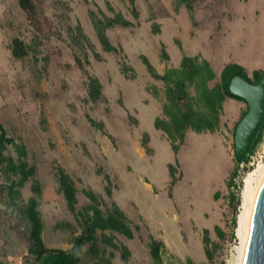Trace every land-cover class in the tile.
Segmentation results:
<instances>
[{"label":"rangeland","instance_id":"rangeland-1","mask_svg":"<svg viewBox=\"0 0 264 264\" xmlns=\"http://www.w3.org/2000/svg\"><path fill=\"white\" fill-rule=\"evenodd\" d=\"M32 1L30 18L16 0H0V125L24 147L25 161L35 167L20 189L19 204L33 195L37 181L44 244L70 246L91 204L85 192L91 191L103 213L115 203L134 233L129 239L97 231L98 256L112 253L113 264H153L151 237L166 246L163 264H186L188 257L196 264H236L244 179L264 162V137L248 162L238 165L232 122L246 104L228 97L222 102L218 130H188L174 153L166 134L154 126L156 117L164 118V84L150 75L141 55L160 74L189 55L205 58L217 76L227 64L236 63L252 79L253 71L264 70V0H191V11L178 0H135L138 17L129 0ZM90 12L99 19L119 13L132 23L107 28L117 52L102 48ZM15 38L27 48L21 58L9 49ZM162 48L168 60L161 57ZM124 65L134 69L133 79L121 72ZM88 77L102 85L96 102L88 98ZM144 134L149 136L150 154L142 145ZM6 154L15 161L19 156L14 145ZM169 164L181 176L173 187ZM60 169L76 189L74 212L58 190ZM5 180L0 169V184H8ZM16 219L12 206L0 202V264H34ZM205 229L211 262L202 245ZM101 235H113L118 248L103 243ZM122 245L129 250L127 261L121 258ZM89 247H83L78 264H96Z\"/></svg>","mask_w":264,"mask_h":264},{"label":"trees","instance_id":"trees-1","mask_svg":"<svg viewBox=\"0 0 264 264\" xmlns=\"http://www.w3.org/2000/svg\"><path fill=\"white\" fill-rule=\"evenodd\" d=\"M20 8L32 17L35 11L32 0H16ZM133 5L132 12L135 17H138L137 9L135 8V0H129ZM181 4H185L191 11V0H178ZM90 17L96 31L97 38L105 51H116L117 48L113 46L107 35V28L118 24L122 26H130L132 23L125 19L121 14H116L114 17H105L99 19L90 12ZM158 32V31H155ZM180 45V43H179ZM181 47V46H180ZM11 54L15 58H21L26 55L27 48L23 41L15 38L9 48ZM161 57L168 60L169 56L164 48H162ZM143 63L146 65L150 75L164 84L165 101L162 104L161 111L164 118L156 117L154 126L158 130H162L171 145L174 153H178L180 147L184 143L185 134L188 130H193L197 133L218 130L220 118L222 113V102L226 97L238 99L246 104V108L242 110L241 117L247 112V103L244 99L233 95L229 90L231 79L235 75L244 76L250 83L256 84L260 80L264 70L253 71V78L248 77L245 68L236 63L227 64L217 76L210 66V63L199 56L183 55L181 63L178 67H171L166 69L163 74H160L152 66L148 58L141 55ZM79 63V62H78ZM82 68L81 63H79ZM121 72L125 78L133 79L135 77L134 69L130 65H124ZM211 82L212 83L211 85ZM88 98L92 102H96L102 97V85L98 78L88 77ZM156 93H154L155 95ZM93 122L92 119H89ZM238 120V121H239ZM238 121L235 123L232 135ZM264 137V125L261 134L255 142L251 155L256 146ZM149 136L144 134L142 138V145L147 154H150L148 147ZM14 145L18 149L19 156L17 161L6 154L7 147ZM234 148V141H233ZM25 149L20 148L14 143L11 137H8L6 130L0 125V169L3 176L6 178L8 184H0V202H7L12 206V210L16 213V223L25 231L29 246L27 247V257H32L34 264H78L81 259L83 247L90 244L89 250L94 257H96V264H113L112 253L110 257L98 256L96 248L97 231L100 232H116L129 239L134 238L132 228L129 226L125 213L114 203L113 207L107 212H102L98 207V199L91 191H86L85 195L91 200V204L86 208V216L83 217L82 227L77 235L71 238L70 246L66 249L47 247L42 239V232L44 229V221L41 211L39 210L41 202V188L36 181L32 185V192L27 201L20 205V189L25 186V183L35 173V167L29 166L25 161ZM239 165L242 162L237 161ZM170 186L173 187L180 177L175 174V167L169 164ZM236 174L233 171L232 177ZM12 176L15 178L12 179ZM229 179L228 185L233 184V180ZM58 190L63 194L68 209L70 212L75 211L77 203L76 189L73 181L69 175L62 169L57 173ZM108 195L111 191L107 188ZM217 199V193L214 195ZM234 199L233 195H230ZM4 201V202H3ZM136 228H139L138 226ZM218 233L221 231L216 227ZM101 241L106 245L117 249L118 246L114 241L113 235H101ZM202 245L205 257L208 261H213V250L211 246V239L207 229L204 230L202 236ZM149 254L151 255L153 264H163L162 251L166 250V246L161 239L154 237L150 238L148 243ZM129 257V250L125 245L121 246V258L127 261ZM28 261V260H27ZM29 262V261H28ZM186 264H196L190 257L186 259ZM221 264H225L224 262Z\"/></svg>","mask_w":264,"mask_h":264},{"label":"water","instance_id":"water-1","mask_svg":"<svg viewBox=\"0 0 264 264\" xmlns=\"http://www.w3.org/2000/svg\"><path fill=\"white\" fill-rule=\"evenodd\" d=\"M229 90L244 99L248 107L238 121L233 136L236 159L246 163L264 125V71L256 84L250 83L242 75H235L230 81ZM242 264H264V175L256 190Z\"/></svg>","mask_w":264,"mask_h":264},{"label":"bare ground","instance_id":"bare-ground-1","mask_svg":"<svg viewBox=\"0 0 264 264\" xmlns=\"http://www.w3.org/2000/svg\"><path fill=\"white\" fill-rule=\"evenodd\" d=\"M264 175V162H259L252 170H250L245 179L242 189L241 212L238 215V227L236 236L240 240L237 248V263L242 264L244 250L250 230L251 217L256 196L257 187Z\"/></svg>","mask_w":264,"mask_h":264},{"label":"crops","instance_id":"crops-1","mask_svg":"<svg viewBox=\"0 0 264 264\" xmlns=\"http://www.w3.org/2000/svg\"><path fill=\"white\" fill-rule=\"evenodd\" d=\"M226 98H228V97H226ZM225 99L223 100V102L225 101ZM240 102H242L243 106H244L245 103L243 101H240ZM242 110H243V108H242ZM242 110H241V112H242ZM241 112H240V115H241ZM240 115H238L237 118H235L234 122H232L234 125L239 120ZM224 125H226V124L224 123ZM234 125H233V128H234ZM226 126H228V125H226ZM233 128H232V131H233Z\"/></svg>","mask_w":264,"mask_h":264},{"label":"built area","instance_id":"built-area-1","mask_svg":"<svg viewBox=\"0 0 264 264\" xmlns=\"http://www.w3.org/2000/svg\"><path fill=\"white\" fill-rule=\"evenodd\" d=\"M240 165L242 166V165H243V163H240Z\"/></svg>","mask_w":264,"mask_h":264}]
</instances>
